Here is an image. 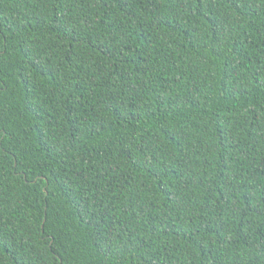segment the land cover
Returning a JSON list of instances; mask_svg holds the SVG:
<instances>
[{
	"label": "trees",
	"instance_id": "obj_1",
	"mask_svg": "<svg viewBox=\"0 0 264 264\" xmlns=\"http://www.w3.org/2000/svg\"><path fill=\"white\" fill-rule=\"evenodd\" d=\"M0 264H264V0H0Z\"/></svg>",
	"mask_w": 264,
	"mask_h": 264
}]
</instances>
